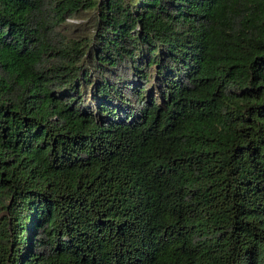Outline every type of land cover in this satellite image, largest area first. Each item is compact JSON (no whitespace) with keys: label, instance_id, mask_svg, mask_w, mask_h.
<instances>
[{"label":"trees","instance_id":"16d2710c","mask_svg":"<svg viewBox=\"0 0 264 264\" xmlns=\"http://www.w3.org/2000/svg\"><path fill=\"white\" fill-rule=\"evenodd\" d=\"M0 264H264V0H0Z\"/></svg>","mask_w":264,"mask_h":264},{"label":"rangeland","instance_id":"374dc122","mask_svg":"<svg viewBox=\"0 0 264 264\" xmlns=\"http://www.w3.org/2000/svg\"><path fill=\"white\" fill-rule=\"evenodd\" d=\"M70 19L79 20L78 17H70Z\"/></svg>","mask_w":264,"mask_h":264}]
</instances>
